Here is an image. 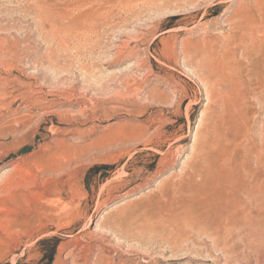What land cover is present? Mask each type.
Returning <instances> with one entry per match:
<instances>
[{
  "label": "rangeland",
  "instance_id": "1",
  "mask_svg": "<svg viewBox=\"0 0 264 264\" xmlns=\"http://www.w3.org/2000/svg\"><path fill=\"white\" fill-rule=\"evenodd\" d=\"M260 56L264 0H0V264H264Z\"/></svg>",
  "mask_w": 264,
  "mask_h": 264
},
{
  "label": "bare ground",
  "instance_id": "2",
  "mask_svg": "<svg viewBox=\"0 0 264 264\" xmlns=\"http://www.w3.org/2000/svg\"><path fill=\"white\" fill-rule=\"evenodd\" d=\"M234 27V26H233ZM258 32H260V31H258V30H256V29H248V30H246L245 31V38H240L238 35L235 37V38H233L229 43L227 42L224 46H222L223 47V49L221 50V54H220V56H219V59L217 58V54H214L213 52V50H211L210 51V55H212V57H213V59L215 60V59H218L217 61H219V62H221V63H223L224 65H229L230 64V60L232 59L231 57H232V49L230 48V44L232 43V42H234V43H236V44H238V46L240 47H242L243 48V53H242V55H243V57H244V60H246V62H249V64L251 65V67L253 68V69H255L256 67H257V62L255 61V59H254V57H253V54L256 52V47H257V43H256V39H257V34H258ZM238 37V38H237ZM256 37V38H255ZM231 39V38H230ZM228 41H229V39H228ZM263 41V40H262ZM184 43L185 42H181V46L183 45V49L181 50V52H183L184 54H186V55H188V56H190L191 57V55L193 54L185 45H184ZM190 44H191V42H190ZM223 44V43H222ZM189 45V44H188ZM213 45V44H212ZM180 46V47H181ZM219 46V45H218ZM213 47V46H212ZM240 47V48H241ZM214 48V47H213ZM212 48V49H213ZM181 49V48H180ZM220 50V49H219ZM180 51V50H179ZM257 51H259V50H257ZM258 52H256L255 54H257ZM197 54V53H196ZM254 54V55H255ZM206 57H208V56H206ZM211 57V56H210ZM211 57V58H212ZM261 57V56H260ZM263 57V56H262ZM262 57H261V59H262ZM188 58V57H187ZM192 58V57H191ZM233 58H234V56H233ZM207 59V58H206ZM206 59L204 60V61H206ZM260 60V59H259ZM193 61V60H192ZM198 61V60H197ZM203 61V60H202ZM262 61H263V59H262ZM258 62H261V60L260 61H258ZM239 63V62H238ZM261 63H264V61L263 62H261ZM260 63V64H261ZM241 63H239V65H240ZM264 65V64H263ZM263 65H261V67H263ZM236 66V65H235ZM259 66V65H258ZM233 69L235 70V71H237V69H238V67L235 69L234 67H233ZM263 70H264V68H263ZM235 71H233V70H231V75L233 76V75H235L236 74V72ZM199 72V71H198ZM215 78H217V77H215ZM205 80V79H204ZM209 82V81H208ZM218 82V81H217ZM165 83V82H164ZM142 90V89H141ZM147 91L145 92V98H147L148 99V101H150L153 105H155V104H158V103H162L163 102V99L162 98H160L154 91H153V89H150V88H147L146 89ZM134 94V93H133ZM139 94V93H138ZM125 104V103H124ZM144 109V108H143ZM133 111L132 112H134V109H132ZM136 111H138V108L136 107V109H135ZM135 111V112H136ZM57 113V112H56ZM137 113V112H136ZM60 114V113H59ZM151 122V121H150ZM156 127V126H155ZM154 127V129L153 130H150V131H144L143 133H142V136H141V138H143L144 140L146 139V140H148V141H151L152 140V138L153 137H155L156 135H157V133H158V131H159V129H158V127H156L155 128ZM142 139V140H143ZM123 144V143H122ZM261 146V145H260ZM261 154H262V152H261ZM89 156V155H88ZM187 164V167H191L192 169H197V166H195V161H191V162H189V163H186ZM258 168V167H257ZM249 174V173H248ZM263 178V177H262ZM250 179V178H249ZM262 180V179H261ZM264 180V179H263ZM250 181H252L251 179H250ZM255 187L256 188H263L264 187V185H263V183H259V184H257V185H255ZM260 190V189H259ZM245 198V197H244ZM254 199V198H253ZM252 206V205H251ZM255 206V205H254ZM243 209V208H242ZM259 212V211H258ZM243 215H244V213H243ZM241 217V216H240ZM246 219V218H245ZM258 219V218H257ZM250 221V220H249ZM247 222V221H246ZM233 227V226H232ZM252 229V228H251ZM240 231V230H239ZM244 237V236H243ZM70 253H72V252H70ZM69 254V253H68ZM67 255V254H66ZM103 256V255H102ZM98 258V257H97ZM103 258V257H102ZM72 262V261H71ZM60 263H62V264H64V261H61Z\"/></svg>",
  "mask_w": 264,
  "mask_h": 264
}]
</instances>
